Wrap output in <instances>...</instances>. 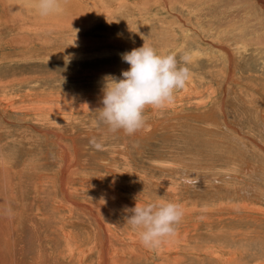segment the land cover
Segmentation results:
<instances>
[{
	"label": "rangeland",
	"instance_id": "1",
	"mask_svg": "<svg viewBox=\"0 0 264 264\" xmlns=\"http://www.w3.org/2000/svg\"><path fill=\"white\" fill-rule=\"evenodd\" d=\"M60 1L58 11L41 16L36 0H0V206L9 214L6 222L0 216V230L14 242L13 264H40L39 250L48 264H78L73 255L81 256L79 247L86 263L98 264L103 240L105 249L117 250L120 264H264V121L258 114L264 0H150L148 10L140 0L127 1L126 8L120 0ZM144 42L174 51L191 80L174 93L172 105L145 109L152 129L144 136L140 129L139 136L112 132L99 118L106 78H120L129 68L121 58L126 45ZM216 43L233 50L241 83H231ZM54 54L72 57L48 58ZM251 73L262 94H247L255 90L243 84ZM71 137L81 153L75 154ZM59 142L73 156L67 165L58 156ZM101 155L115 159L111 172L95 160ZM61 166H70L65 182ZM18 187L29 193L20 231L14 229ZM72 196L104 209L102 229ZM159 200L179 203L184 215L173 236L145 247L128 216L136 203ZM62 202L66 207L54 208ZM10 263L1 254L0 264Z\"/></svg>",
	"mask_w": 264,
	"mask_h": 264
},
{
	"label": "clouds",
	"instance_id": "2",
	"mask_svg": "<svg viewBox=\"0 0 264 264\" xmlns=\"http://www.w3.org/2000/svg\"><path fill=\"white\" fill-rule=\"evenodd\" d=\"M36 8L41 16H48L59 10L60 0H36ZM121 58L129 68L121 71L120 78H106L99 118L112 132L123 130L133 135L146 122V108L161 109L173 102L174 93L189 80L190 70L178 66L174 51L160 52L145 42ZM131 213L128 223L138 230L141 242L149 248L158 247L164 238L173 236L184 215L179 203L167 200L136 203Z\"/></svg>",
	"mask_w": 264,
	"mask_h": 264
},
{
	"label": "bare ground",
	"instance_id": "3",
	"mask_svg": "<svg viewBox=\"0 0 264 264\" xmlns=\"http://www.w3.org/2000/svg\"><path fill=\"white\" fill-rule=\"evenodd\" d=\"M28 1V0H27ZM110 1V0H109ZM127 1H129V0H120L119 2H117L118 3V5H119V7H124L125 5H126V3H127ZM153 1V0H152ZM155 1H159V0H155ZM172 1V0H171ZM170 1V2H171ZM3 2V1H2ZM1 2V3H2ZM60 2H62V1H60ZM81 2V1H80ZM140 2L143 4V5H141V7L142 6H144L145 7V9H147L148 10V8H149V6H148V4H149V2H150V0H140ZM169 2V1H168ZM25 3V2H24ZM164 3V2H163ZM260 3V2H259ZM6 4V3H5ZM135 4V3H134ZM155 4V3H154ZM153 4V5H154ZM156 4H157V2H156ZM168 4V3H167ZM166 4V5H167ZM170 4V3H169ZM2 5H4V4H2ZM127 5H130V3H128ZM171 5V4H170ZM4 6H6V5H4ZM132 6V5H131ZM135 6V5H134ZM176 6V5H175ZM143 7V8H144ZM4 8V7H3ZM2 8V9H3ZM7 8V7H6ZM125 8H126V6H125ZM127 8H128V6H127ZM139 8V7H138ZM142 8V9H143ZM163 8V7H162ZM175 8V7H174ZM129 10V9H128ZM5 11V10H4ZM3 11V12H4ZM7 12H8V10H7ZM7 12H5L6 14H8ZM125 12V11H124ZM241 12V11H240ZM122 13V12H121ZM120 13V14H121ZM163 14V13H162ZM125 15V14H124ZM123 15V16H124ZM148 15V14H147ZM167 15V14H166ZM143 16V15H142ZM238 17V16H237ZM136 18V17H135ZM136 20V19H135ZM230 22H232V21H230ZM1 23V22H0ZM203 23V22H202ZM235 23V22H234ZM201 24V23H200ZM239 24V23H238ZM253 24V23H252ZM1 25V24H0ZM130 25V24H129ZM202 25V24H201ZM201 25H199V26H201ZM205 25V24H204ZM8 26V25H7ZM58 26V25H57ZM121 26V25H120ZM159 27V26H158ZM202 27V26H201ZM205 27H206V25H205ZM217 27V26H216ZM224 27V26H223ZM120 28V27H119ZM128 28V27H127ZM129 28H130V26H129ZM203 28H204V26H203ZM207 28V27H206ZM219 28V27H218ZM126 29V28H125ZM163 29H166V28H163ZM208 29V28H207ZM210 29V28H209ZM214 29H217V28H214ZM224 29V28H223ZM226 29V28H225ZM242 29V28H241ZM221 30V29H220ZM115 31V30H114ZM163 31H165V30H163ZM179 31V30H178ZM216 31H219V30H216ZM227 31V30H226ZM225 31V32H226ZM8 32V31H7ZM14 32V31H13ZM162 32V31H161ZM180 32V31H179ZM233 32V31H232ZM231 32V33H232ZM15 33V35H16V32H14ZM157 33V32H156ZM158 33H160V32H158ZM157 33V34H158ZM248 33V32H247ZM7 34H9V33H7ZM12 34V33H11ZM135 34V33H134ZM12 35H14V34H12ZM159 35V34H158ZM6 36V35H5ZM20 36V34L18 35V37ZM131 36V35H130ZM167 36V35H166ZM225 36V35H224ZM242 36V38L244 37V35H241ZM4 37V36H3ZM233 37H234V35H233ZM122 38V37H121ZM135 38H136V36H135ZM251 38V37H250ZM123 39H125V38H123ZM138 39V38H137ZM126 40V39H125ZM242 40V39H241ZM248 40V39H247ZM23 41V40H22ZM132 42V41H131ZM163 42H165V41H163ZM207 42H209V41H207ZM241 42V41H240ZM14 43V42H13ZM224 43V42H223ZM121 44V43H120ZM263 44H264V42H263ZM114 45V44H113ZM132 45H126V47H127V51H130V49L132 48L131 47ZM169 46V45H168ZM168 46H166V47H168ZM227 46V45H226ZM231 46V45H230ZM236 46H237V44H236ZM3 47V46H2ZM174 47V46H173ZM218 50H220L219 51V53H220V55L222 56V58H226L227 59V61H228V66H229V69L231 70V73H232V75H230L231 76V80H233L231 83H238V82H240L241 83V79L240 78H238L237 77V75H238V73H236V65H238L236 62H237V60L238 59H236V55L234 56V52H233V50L232 49H228V48H224V45L222 46V45H220V44H217L216 43V46H215ZM229 47V46H228ZM243 47V46H242ZM1 48V47H0ZM119 48H120V46H119ZM186 48V47H185ZM170 49H173L172 48V46L170 47ZM237 48H235V50H236ZM5 50V49H4ZM184 50H186V49H184ZM183 50V51H184ZM245 50H246V48H245V46L243 47V49H241V50H239V47H238V49L235 51L236 53H237V55L239 56L240 54H239V51H241V52H245ZM190 51V50H189ZM188 51V52H189ZM1 52V51H0ZM190 53V52H189ZM247 53V52H246ZM255 55L257 54V51H255V53H254ZM81 56H82V54H80ZM79 56V55H78ZM220 56V57H221ZM39 58H46L45 57V55H43V56H38ZM68 57H72V55H60V54H54V55H50L48 58H60V59H65V58H68ZM190 58V57H189ZM221 59V58H220ZM41 61V60H40ZM193 70V69H192ZM194 71V70H193ZM251 71V70H250ZM258 71V70H257ZM256 72V71H255ZM257 73V72H256ZM251 74H253V73H251ZM257 74H260V73H257ZM198 75V74H197ZM246 76V75H245ZM255 75L253 74L252 76H249V77H251V79H249L248 80V82H246V83H243V84H245L247 87H249V88H253V89H255V90H248L247 91V94L248 93H250L251 91H255L256 93H261L262 94V92H259L260 90H261V88L259 89V88H257V80H252V77H254ZM190 80H191V78H190ZM195 80V79H194ZM260 80V79H259ZM187 82H189V81H187ZM255 82V83H254ZM230 83V84H231ZM187 84V83H186ZM233 86H237L236 84H233ZM186 88V87H185ZM240 89V88H239ZM187 90V89H186ZM243 89H241V93H240V95H242V93H243ZM254 92V93H255ZM245 93V92H244ZM264 93V92H263ZM246 94V93H245ZM255 95V94H254ZM253 95V96H254ZM261 97V96H260ZM182 99V98H181ZM254 99V98H253ZM211 100V99H210ZM258 100H260V99H258ZM262 102L261 103H259V107H258V114H259V116L261 117V119L264 121V94L262 95V100H261ZM253 102L254 101H252V104H253ZM256 102H258V101H256ZM12 103V102H11ZM203 103V102H202ZM167 105V104H166ZM170 105H172V104H170ZM197 104H195V108L197 107L196 106ZM204 106V105H203ZM254 106H255V104H254ZM183 107V106H182ZM199 107V106H198ZM205 107V106H204ZM220 107V106H219ZM152 108V107H151ZM202 108V107H201ZM7 109V108H6ZM159 110V109H158ZM251 110V109H250ZM257 110V109H256ZM198 111H200V110H198ZM209 113H211V112H209ZM156 114V113H155ZM193 115V114H192ZM198 115V114H197ZM208 115V114H207ZM158 116V115H157ZM202 116V115H201ZM205 116V115H204ZM258 116V115H257ZM199 117H200V115H199ZM207 117V116H206ZM1 120V119H0ZM188 120V119H187ZM160 122V121H159ZM148 123V122H147ZM150 123V122H149ZM206 123V122H205ZM152 124V123H151ZM171 124V123H170ZM225 124V123H224ZM38 125V124H37ZM180 125V124H179ZM45 128V127H44ZM152 128L150 127V125L149 124H145V127H142L141 129H140V134L141 135H143V134H145V132H147V131H149V130H151ZM87 130V129H86ZM89 130V129H88ZM41 131H43V129H41ZM61 131V130H60ZM123 133V131L121 130V134ZM138 133V131L135 133V134H133V135H136ZM150 133V132H149ZM57 134V133H56ZM61 134V133H60ZM64 134V133H63ZM124 135H125V133H123ZM175 134V133H174ZM111 135V134H110ZM141 135H140V137H141ZM138 136H139V133H138ZM144 136V135H143ZM151 136V135H150ZM80 137V136H79ZM78 138V137H77ZM132 138V137H131ZM146 138V137H145ZM144 138V139H145ZM149 138V137H148ZM71 139H72V141H73V148H74V151H75V154H77L80 150H81V145H80V142L78 143L76 140H75V138L74 137H71ZM82 139V138H81ZM87 139H88V137H87ZM124 139V138H123ZM63 140V139H62ZM85 141V140H84ZM122 141V140H121ZM134 141V140H133ZM140 141V140H139ZM48 142V141H47ZM50 142V141H49ZM88 142V141H87ZM142 142V144H143V141H141ZM144 143H146V141L144 142ZM148 143V142H147ZM54 144V143H53ZM84 144V143H83ZM124 144H126V143H124ZM48 145V144H47ZM49 146H47V148H48ZM55 147V146H54ZM88 147V146H87ZM123 147H124V145H123ZM139 147V146H138ZM55 149H57V147L55 148ZM118 149V148H117ZM120 149V148H119ZM122 149V148H121ZM48 150V149H47ZM133 150V149H132ZM56 152H57V150H55ZM69 150H67L66 149V146L63 144V143H60L59 142V153H58V156H59V158H60V160L62 161V166L66 163V165L68 164V163H71L72 161H70L71 159H72V157L73 156H71L70 155V153L68 152ZM92 151V150H91ZM90 151V152H91ZM141 151V150H140ZM82 152H83V150H82ZM80 153H81V151H80ZM85 153V152H84ZM86 153H87V151H86ZM89 153V152H88ZM124 153V152H123ZM139 153H141V152H139ZM115 154V153H114ZM125 154V153H124ZM74 155V154H73ZM46 156H48V158H45V159H50V156H49V154H45L44 155V157H46ZM79 156V155H78ZM78 156H75V158L76 157H78ZM90 156V155H89ZM108 156V155H107ZM25 157V156H24ZM115 157V156H114ZM120 157V156H119ZM122 158H123V156H121ZM74 158V160H76L77 162L76 163H79L80 161L79 160H77V159H75ZM93 158V157H92ZM92 158H91V160H92ZM81 159V158H80ZM95 158H93V160H94ZM23 160V159H22ZM93 160H92V162H93ZM95 160H97V163L98 164H100V165H103L104 166V168H105V170H108L109 172H111V170H112V168H114V167H112V165H113V162H114V160L115 159H113V157H110V156H108V161H104V160H106V157H105V155H101V158L100 159H95ZM124 160V159H123ZM126 160V159H125ZM54 161V160H53ZM79 161V162H78ZM23 164V163H22ZM74 164V163H73ZM73 164H69V165H73ZM95 164V163H94ZM161 164V163H160ZM25 165V164H24ZM76 165V164H75ZM115 165V164H114ZM169 165H171V164H169ZM6 166V165H5ZM60 167V169L58 170V174H60L59 175V177L61 178L62 176H63V179L61 178V180H62V182H65V179L67 178V175H66V178H65V173H68L69 171H70V166L68 167V166H66L67 168H64V167ZM79 166V165H78ZM7 167V166H6ZM72 167V166H71ZM118 167V166H117ZM172 167H173V165H172ZM251 167V166H250ZM146 168V167H145ZM157 168V167H156ZM25 169V168H24ZM83 169V168H82ZM185 169V168H184ZM15 171H17V170H15ZM74 171V170H73ZM128 171V170H127ZM18 172V171H17ZM71 172V171H70ZM19 173V172H18ZM17 173V174H18ZM73 173V172H72ZM125 173V172H124ZM109 174V173H108ZM108 174H106V175H108ZM70 175V174H69ZM99 175V174H98ZM106 175H104V174H102V175H100V177H103V176H106ZM117 175V174H116ZM119 175V174H118ZM117 175V176H118ZM19 177V176H18ZM188 178H191V176H187ZM114 179V178H113ZM71 180V179H70ZM100 180V179H99ZM121 180V179H120ZM126 182V181H125ZM186 182V181H185ZM187 184H188V182H186ZM120 184V183H119ZM173 186H174V184H173ZM58 187H59V192H60V194L62 193L65 197H67L68 196V193H67V188H66V186H64V185H62V184H58ZM171 187V186H170ZM129 188V187H128ZM174 188V187H173ZM112 189V188H111ZM110 189V190H111ZM169 189V188H168ZM18 190H19V205H20V209H19V211L16 213V218H17V223H16V225L14 226V229L15 230H17V231H20V229H19V226L21 227L22 225H21V222L23 221V219H24V216H25V213H24V211H25V208H26V206H27V204H28V200H27V196H29V193H28V188H23V189H20L19 187H18ZM171 190V189H170ZM173 190V189H172ZM242 190V189H241ZM113 191V190H112ZM116 191V190H115ZM169 191V190H168ZM107 192V191H106ZM227 192V191H226ZM59 194V195H60ZM109 194V193H108ZM113 194V193H112ZM116 194V193H115ZM136 194V193H135ZM175 194H177V193H175ZM71 195H73V194H71ZM110 195V194H109ZM136 195H138V192H137V194ZM24 196V197H23ZM112 196V195H111ZM234 196V195H233ZM69 197V196H68ZM71 197V196H70ZM73 197V196H72ZM74 198V200H77V202L75 201L74 203H76L75 205H78V206H83L84 207V209H86V213H85V211H84V213H85V215H87V216H89L91 213H93L94 214V222L97 224V226H98V228H101L102 229V226H103V224L101 223V220L102 221H104L105 219H106V217H105V212H104V209H100V208H98L97 206H92V204L90 205V204H88L87 203V205H89L90 207L88 208L86 205H85V202H80V198H78L77 196L76 197H73ZM26 199V200H25ZM61 199H63V197L61 198ZM60 199V200H61ZM66 199V198H65ZM72 199V198H71ZM68 204V203H67ZM242 205V204H241ZM226 206V205H225ZM235 206V205H234ZM60 207H66V203H61V206H58V207H54L55 209H60ZM244 207V206H243ZM247 207V206H246ZM184 209H185V207H183ZM193 208H195V207H193ZM225 208V207H224ZM231 208V207H230ZM236 208V207H235ZM0 209L2 210L1 211V213H0V216H2V218L1 219H4L5 220V222L9 219V214L7 213V211H6V209H5V207L4 206H0ZM81 209H83V208H81ZM232 209V208H231ZM237 209V208H236ZM70 210H72L73 211V209H72V207L70 208ZM194 210V209H193ZM249 210V209H248ZM75 211V210H74ZM78 212V211H77ZM5 214H6V216H5ZM71 214V213H70ZM78 214H79V212H78ZM70 216V215H69ZM83 216V215H82ZM80 217V216H79ZM78 218V217H77ZM76 217H74V219H77ZM0 219V220H1ZM101 219V220H100ZM2 221H0V223H1ZM104 226L106 227V232H108L109 231V233L111 232L112 233V235H114V238H116L117 237V232L118 231H116L115 230V228H114V230H112L111 229V226L110 225H108L107 223H104ZM105 229V228H104ZM103 229V230H104ZM101 232H102V230H100ZM62 232H63V234L65 235V239L67 240V242L68 243H73V241H72V239H71V235H70V233L68 234V232L66 231V229L64 228L63 230H62ZM99 232V231H98ZM105 233V232H104ZM108 234V233H107ZM106 234V235H107ZM96 235H97V233H96ZM102 235V234H101ZM100 235V237H99V239L102 237V239L104 238V237H106L105 235H104V237L103 236H101ZM108 235H110V234H108ZM111 236V235H110ZM116 236V237H115ZM97 237V238H98ZM113 237V236H112ZM107 238V237H106ZM118 238V237H117ZM108 239H109V237H108ZM112 239V238H111ZM98 240V239H97ZM96 240V241H97ZM101 240V239H100ZM106 240V239H105ZM120 240V239H119ZM104 241V240H103ZM100 242L101 243V245H102V247L101 248H103V251H101L99 254H98V264H106V263H116V264H120L121 263V260H122V258H118L117 256H116V254H117V250H113V252H111L110 250L108 251V249L110 248V247H108V249H105V246H104V244H106L105 242ZM98 243V242H97ZM109 243V242H108ZM93 244V243H92ZM96 244V243H95ZM107 245V244H106ZM98 247V246H97ZM42 248H44V247H42ZM42 248H41V250H42ZM79 250H80V255L81 256H75V255H73V259L75 260V261H77L78 262V264H89V263H86V255L84 254V252H83V247H79L78 248ZM2 250V251H1ZM81 250H82V252H81ZM14 242L12 241V239L9 237V236H7L5 233H3L1 230H0V256H1V254H3V253H5V254H8L9 256H10V261L12 262V263H10V264H13V255H14ZM227 253V252H226ZM201 254V253H200ZM46 255V252L45 251H40L39 250V262H40V264H48V260H47V255ZM197 255H198V253H197ZM196 255V256H197ZM201 255H203V253L201 254ZM91 261H92V263H93V259L91 258ZM95 262V261H94ZM225 262V261H224ZM230 262V261H229ZM113 263V264H114ZM65 264H72L71 263V261L70 260H67L66 262H65ZM225 264V263H224Z\"/></svg>",
	"mask_w": 264,
	"mask_h": 264
}]
</instances>
